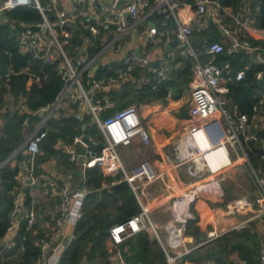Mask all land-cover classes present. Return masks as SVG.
I'll return each instance as SVG.
<instances>
[{
    "label": "built area",
    "instance_id": "built-area-1",
    "mask_svg": "<svg viewBox=\"0 0 264 264\" xmlns=\"http://www.w3.org/2000/svg\"><path fill=\"white\" fill-rule=\"evenodd\" d=\"M120 1L0 2V25L8 21L6 13L15 8L39 10L41 22L18 24L14 32L16 48L32 62L54 66L63 83L54 102L31 110L27 100L22 98L17 106L19 114L27 115L23 125L25 143L14 155L0 162V169L11 165L19 152H25L30 159L12 190L7 234L17 231L21 218L26 220L28 230L33 227L36 214L25 205V187L35 170L34 159L41 153L50 121L73 116L78 134L71 143L60 142L58 147L68 152L71 162L80 161L84 170L98 167L105 177H118V182H127L140 201L138 214L111 228L110 240L114 245L138 233L151 232L165 254L166 264H186L188 260L184 257L199 246L231 231L249 229L258 233L255 264H264V71L254 76L260 88L251 113H245L231 103L229 83L245 80L249 65L236 70L230 61L219 62L223 53L229 56L244 53L251 62L264 68V29L256 25L264 0H240L237 11L220 0H126L118 7ZM182 12H189L192 20L185 21ZM211 25L217 28L221 39L203 44L198 52L192 37ZM73 26L78 29L74 30ZM174 40L178 42L176 46L171 44ZM161 44L167 47L165 53L156 57L147 53V47ZM4 53L13 57L9 50ZM202 55L206 57L205 62ZM181 59L193 68L188 85V120L175 155L196 181L188 190L175 192L174 201L165 208L170 212V219L159 227L151 214L155 206L164 208L163 204L157 200L153 204L143 203L139 194L162 174L147 160L129 168L119 153L120 147L129 146L135 140L146 146L153 142L140 107L131 104L105 118L103 115L117 107L115 93L128 87L142 90L148 85L156 89L169 79L172 67ZM19 75H26L29 82L37 83L46 78L34 73L31 66L20 70L10 68L0 75V85H8L13 76ZM36 117L38 120L31 129ZM90 129L97 134H89ZM242 165L248 166L250 171L253 195L234 198L223 207L210 206L206 216L209 222H205L207 219L204 220L202 214L198 216L190 210L204 183L227 181L232 169ZM71 177L47 179L48 185L57 191L59 204L50 217L49 238L38 243L40 255L35 264H45L57 242L56 259L52 264H59L64 251L75 239L73 235L61 242L73 212L77 220L82 217V205L89 191L86 186L72 188ZM190 220H197V225L206 229V238L200 244H189L187 225ZM12 246L0 245V252L5 253ZM117 254L119 264H126L121 251ZM224 264L250 262L233 254Z\"/></svg>",
    "mask_w": 264,
    "mask_h": 264
},
{
    "label": "trees",
    "instance_id": "trees-1",
    "mask_svg": "<svg viewBox=\"0 0 264 264\" xmlns=\"http://www.w3.org/2000/svg\"><path fill=\"white\" fill-rule=\"evenodd\" d=\"M223 5L237 11L240 0H220ZM46 4L45 1H43ZM8 21L0 25V75L8 69L20 70L31 66L34 73L44 75L46 78L39 83L29 82L26 75L13 76L8 85H1V93H11L15 98H25L31 110L55 101L61 88L62 81L57 75L54 66L32 62L30 57L23 55L16 48L14 32L18 24L35 25L42 21L39 10L32 7H18L6 13ZM256 25L264 29V2L261 12L257 15ZM195 44L200 47L221 39V35L214 25L196 34ZM259 44L258 42H255ZM264 46V43H262ZM9 50L13 57L9 58L4 51ZM230 61L236 70L249 65L245 80L229 83V99L232 104L245 113H251L255 103V94L260 85L254 81V76L264 68L250 61L249 55L240 54L229 56L223 53L219 62ZM191 65L174 70L168 80L159 84L156 89L148 85L142 90L125 88L123 92L115 93L114 99L117 107L108 111L103 116L111 115L116 109H122L131 104L140 105L144 102H166L169 97L179 100L188 88L191 79ZM170 92H172L171 96ZM4 101L0 98V109ZM27 115L18 112H6L4 115V136L0 139V162L11 157L25 142L23 134L24 120ZM38 117L33 118L31 129ZM50 131L41 144V154L36 155L37 164L52 158L58 161L63 171H72L75 163L69 160L68 152L57 147L60 142L71 143L78 134L77 121L73 116L52 119L49 123ZM89 134L96 135L94 129L88 130ZM26 158L23 152L17 156L16 166L7 165L0 169V244L7 234L9 227V214L12 209V190L17 185L20 174L19 163ZM254 163L257 160L252 158ZM37 173V172H35ZM88 194L82 205V217L75 227V239L66 248L59 264H109V253L106 242L110 239L111 228L141 211V206L127 182H121L110 188H105V182H112V178L105 177L98 167H92L85 172ZM27 203H31L29 192L26 193ZM225 206V202L218 203ZM193 211V210H192ZM187 235L193 237L196 243H201L206 238L205 231L197 225V220H190L187 225ZM46 237L34 234V229L27 230V222L23 223L16 242V249H23L18 264H35L40 255L39 241ZM95 238V239H93ZM258 233L252 230L231 231L216 240L209 242L184 257L185 260L196 264H224L233 255L238 254L247 259L250 264H255L257 259L256 243ZM122 255L126 264H166L165 254L156 239H152L147 232L138 233L120 244ZM141 252L144 260L136 256Z\"/></svg>",
    "mask_w": 264,
    "mask_h": 264
},
{
    "label": "crops",
    "instance_id": "crops-1",
    "mask_svg": "<svg viewBox=\"0 0 264 264\" xmlns=\"http://www.w3.org/2000/svg\"><path fill=\"white\" fill-rule=\"evenodd\" d=\"M3 1L4 0H0V2ZM69 1L70 0H59L60 3H67ZM182 15L185 21L192 20L191 14L189 12H182ZM201 47L202 46H200V48ZM146 51L147 53L150 54L151 57H156L157 55L165 53L167 51V47H164L162 44L159 46H150L146 48ZM186 64L189 63L186 62L184 63V61L181 59L178 62V64H175L172 67L169 77L172 75V72L174 70H178L184 67ZM133 89L139 92V90L136 87H133ZM1 96L4 101V105L3 108L0 109V139L4 136V132H3L4 115L6 114V112H11V113L17 112L16 110L17 106L22 99V98H18V99L15 98L9 92L1 93V85H0V98ZM187 103H188V107L185 108L186 112L184 106H182L180 102V99L175 100L171 97L168 98L166 102L151 101V102H144L138 105L140 106L141 114L144 118V121L147 123L149 127L153 142L151 145L146 146L141 144L138 140H135L129 146L119 148V153L123 158L127 167L131 168L139 161L142 160L144 161V158L147 157L148 159L147 161H150L154 165V167L162 174L159 180L144 187L142 192L139 194L140 199L143 203L153 204L156 200L160 201L161 203L162 202L164 203L163 204L164 208L159 209L158 207L155 206L156 208L154 207L152 211V214L154 215V216L152 215L153 216L152 220H154V222L159 227H163L165 225V222L162 223V221L158 219L159 215L157 213H162L163 215L161 216H165L166 212H169L165 210V208H167L168 205L174 201L175 192L180 190L181 186L186 188L185 190H188L191 186L194 185V182L196 181V180L195 181L189 180L187 179L186 176H183L185 178L184 180L181 173V167L182 165L185 164L179 163L176 158L175 160H173L172 157L173 154H175L176 152L175 150L176 145L188 120V115H189L188 113L190 109V97ZM82 150L83 149L81 148V151ZM23 154L24 156H26V158L19 163L20 173L25 170V166L28 164V161L30 159V157L25 152H23ZM17 156L15 161L11 164V166L13 167L18 164ZM34 160H35V170L33 172V176L29 180L30 182L29 186L28 185L26 186L29 188V190L26 191V187H25V192L26 193L29 192L31 203L30 204L27 203V196L25 195V205L29 209L33 210L36 214L35 223L32 227L34 229V234H38V233L42 234L48 239L52 227L50 217L57 211L59 199H58L57 191L48 185L47 179L56 176L68 178V176L71 175L72 177L69 180L71 187L83 188L86 184V177H85L86 170L82 168L80 161L75 163L74 165L75 168L72 171H68V170L63 171L64 167L59 166L58 161L54 158L39 164H37L36 162V157ZM186 174L193 179V177L188 174L187 169H186ZM109 178H112L113 179L112 182H115V184H112V182H105L103 184L105 188L106 187L110 188L112 186L121 183L118 182L119 181L118 177H109ZM200 192H199V197L192 203L193 206L192 212L198 214V216L201 214L203 216V212L205 210H207L208 212V209H210V205L206 201L202 200V198L200 197ZM136 198L140 205V201L137 196ZM155 212H157L156 215ZM205 214L206 216L208 215L207 213H204V215ZM206 216H204V219L206 218ZM25 222L26 220L24 218L19 219L17 225L18 226L17 231L14 232L13 234H7L2 239L0 244L1 246L7 243L12 244L13 246L9 251H6L5 253L0 252V264H18L20 254L22 253L23 249L17 250L16 242L19 236V231L21 230L22 225ZM77 222L78 220H77L76 212H73L71 216V222L67 226L61 242L67 241L73 235L75 236V227ZM208 227H210V225H208ZM204 228L202 229L206 233V229ZM147 233L151 236L152 239H154V236L151 232H147ZM188 241L190 245L198 244L196 243L193 237H189ZM58 245H59L58 242L54 243L45 264H52L53 261L56 259V248ZM106 249L109 253V264H119L117 253L118 251H121L122 253L121 246L114 245L112 241L109 239L106 242ZM186 264H196V263L187 261Z\"/></svg>",
    "mask_w": 264,
    "mask_h": 264
},
{
    "label": "rangeland",
    "instance_id": "rangeland-1",
    "mask_svg": "<svg viewBox=\"0 0 264 264\" xmlns=\"http://www.w3.org/2000/svg\"><path fill=\"white\" fill-rule=\"evenodd\" d=\"M194 39H195V37L193 36L192 37L193 45L195 46V49L199 52L200 47L196 46ZM201 59L203 62L206 61V57L203 55L201 56ZM192 68H193V65L191 64V69ZM189 97H190V91L187 88L185 93L183 94V96L180 99V102H181L182 106H184V109L188 107L187 102H188ZM185 112H186V109H185ZM103 118H105V117H103ZM172 157H173V160H175V158H176L175 154H173ZM145 159L148 160L147 157H145L144 160ZM140 162L141 161H139L138 163H140ZM138 163H136V164H138ZM186 169H187L186 165H182V167H181L182 177L186 176L187 179L195 181L196 179H194V178L192 179L191 177H189L186 174ZM184 180H185V178H184ZM252 184H253V182H252V178H251L248 166L242 165L240 167H235L232 169L231 174H230V178H228L227 181L216 182V183H204L203 189L200 192V197L202 198V200L206 201L211 207H223V206H219L218 203L225 202L227 204L232 199L238 198L242 195H245V194H249L250 196L253 195V193H252L253 192L252 191L253 185ZM185 189L186 188L181 186V189L177 191V194L184 192ZM161 204H164V203L162 202ZM192 209H193V206L191 207L190 210L192 211ZM156 213L157 212H155V215H156ZM204 213H207V210H205L203 212V216H206V214L204 215ZM157 214L159 215V216L157 215L158 219H160L162 221V223H164V222L166 223V221H168L170 219V212H166L165 216H161V215H163L162 213H157ZM152 215L153 214H151V218L153 219L154 215L153 216ZM205 222H209L208 219ZM188 237H190V236H188Z\"/></svg>",
    "mask_w": 264,
    "mask_h": 264
},
{
    "label": "water",
    "instance_id": "water-1",
    "mask_svg": "<svg viewBox=\"0 0 264 264\" xmlns=\"http://www.w3.org/2000/svg\"><path fill=\"white\" fill-rule=\"evenodd\" d=\"M125 2H126V0H121L119 3H118V7H121V6H123L124 4H125ZM151 25H153V23H151ZM73 29L74 30H77L78 29V27L77 26H73ZM177 40H174L171 44L173 45V46H176L177 45ZM41 116H42V114H41ZM81 175V174H80ZM29 184H30V182L28 181V186H29ZM29 190V188L28 187H26V191H28ZM93 239H95V238H93ZM207 244V243H206ZM203 245H205V244H203ZM203 245H201V246H203ZM201 246H199V247H201ZM136 256L140 259V261H143L144 260V256L141 254V252H137L136 253ZM212 264H216V263H212Z\"/></svg>",
    "mask_w": 264,
    "mask_h": 264
},
{
    "label": "bare ground",
    "instance_id": "bare-ground-1",
    "mask_svg": "<svg viewBox=\"0 0 264 264\" xmlns=\"http://www.w3.org/2000/svg\"><path fill=\"white\" fill-rule=\"evenodd\" d=\"M206 219H207V217L204 220H206Z\"/></svg>",
    "mask_w": 264,
    "mask_h": 264
}]
</instances>
